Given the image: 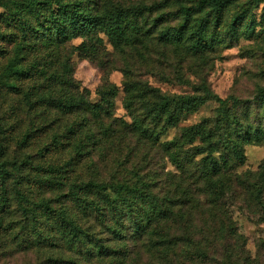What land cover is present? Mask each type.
Masks as SVG:
<instances>
[{
  "label": "trees",
  "instance_id": "trees-1",
  "mask_svg": "<svg viewBox=\"0 0 264 264\" xmlns=\"http://www.w3.org/2000/svg\"><path fill=\"white\" fill-rule=\"evenodd\" d=\"M0 8V91L22 95L28 108L48 104L67 118L52 130L42 153L66 140L64 148L87 155L93 165L89 146L95 149L111 135L91 125L102 114L111 115L118 88H98L100 100L94 104L91 91L80 90L70 57L60 61L61 49L81 40L72 53L83 57L97 52L105 39L123 50L140 35L149 41L155 36L159 46L201 69L208 53L231 49L242 39H264V0L131 6L0 0ZM177 73L178 83L192 92L165 93L141 79L123 83L126 109L140 108L124 126L128 137L174 168L164 176L148 171L150 160L121 164L119 169L132 174L124 179L85 181L70 176L72 158L62 165H35L29 155L11 159L7 142L15 125L20 149L30 146L34 128L21 130L17 112L0 118V254L32 253L38 264H264L261 253L253 257L248 250L233 214L238 210L264 224V160L258 170L242 171L246 148L264 147V129L242 123L244 102L222 99L201 75L193 83ZM162 81L172 82L165 75ZM210 102L218 105L212 116L180 127ZM254 102L264 119V86L257 88ZM173 129L175 136L166 139ZM46 192L55 197H35Z\"/></svg>",
  "mask_w": 264,
  "mask_h": 264
},
{
  "label": "rangeland",
  "instance_id": "rangeland-1",
  "mask_svg": "<svg viewBox=\"0 0 264 264\" xmlns=\"http://www.w3.org/2000/svg\"><path fill=\"white\" fill-rule=\"evenodd\" d=\"M158 1L161 0H103V3L112 2L131 6L152 4ZM2 12L3 9L0 8V15ZM80 44L81 40L73 41L66 48L61 49L59 55L61 62L70 57V65L74 70V78L81 86L80 90H90L92 93L90 100L95 104L100 100L96 91L98 88H118L117 96L112 101L111 115L102 114L101 118L98 121H93L94 123L91 125L98 129L106 128L107 135H111L95 149L89 146L88 149L92 153V158L89 159L95 158L96 165L88 160L87 155L85 156L86 161H82L85 157L74 156L67 147L64 148L68 143L66 140L62 142L61 148H53L50 152L42 153L41 150L50 141L52 142V130L60 127L64 121H67V118L48 104L38 103L33 108H28L22 95L1 90L0 118L4 120V117H9V111L12 114L17 112L20 114V123L23 125L21 130L25 126L30 127V130L34 128L29 141L30 146L20 149L17 147L19 128L15 125V132L7 142L10 149L8 151L9 158L21 160L29 155L35 165L45 163L62 165L72 158L69 171L74 172L70 176L85 181H111L113 178L120 180L125 176H132L129 171L119 169L121 164L132 163V161L135 164L143 165L147 160H150L151 167L148 171L152 174L158 172L157 175L164 176L165 172H175L174 168L158 152L155 153L146 147L138 146L128 137L130 134L125 130V127L127 128V125L134 122L140 108L136 113L126 109L123 83L126 79H141L165 93L187 94L192 92L190 85L178 83V78H176L179 74L178 70L183 79L193 83H196V74L203 76L214 93L222 99L235 98L244 102V106L240 110L242 123L246 127L264 129L263 111L254 102L257 88L264 86V39H242L231 49L208 53L205 66L201 69L200 65L198 66L195 62L178 57L172 49L159 46L155 36L152 41H149L140 35L127 44L123 50L113 48L105 39L97 52L83 57L72 53L73 49ZM56 64L58 62L54 63V65ZM162 75L168 76L172 82H163ZM28 86L30 87V84H25V88ZM217 107L215 102L206 104L197 114L191 116L187 121H183L180 127L195 125L203 118L212 116ZM19 108L21 110L17 111ZM74 119L71 117L69 121L73 122ZM61 130L64 131L65 127H62ZM175 134L176 130L173 129L165 138L171 139ZM62 137L64 138V133ZM94 150H96L95 154ZM246 156L247 162L242 171H256L264 160V147L248 146ZM130 166L131 164L127 165L129 170ZM39 196L51 199L55 197V194L52 192L35 194V197ZM233 214L240 232L247 239V248L252 256L256 257L261 253L263 257L264 252H259V249L264 242V224L249 220L238 210H233ZM0 264H38V261L32 253H5L0 254Z\"/></svg>",
  "mask_w": 264,
  "mask_h": 264
}]
</instances>
